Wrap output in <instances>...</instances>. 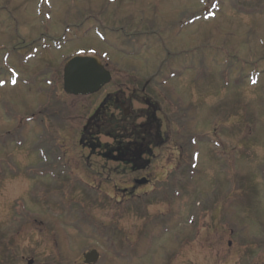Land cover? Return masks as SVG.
Wrapping results in <instances>:
<instances>
[{
    "label": "rangeland",
    "instance_id": "1",
    "mask_svg": "<svg viewBox=\"0 0 264 264\" xmlns=\"http://www.w3.org/2000/svg\"><path fill=\"white\" fill-rule=\"evenodd\" d=\"M50 2L0 0V264H83L91 248L96 264L264 261L253 247L264 245V0ZM65 24L73 28L57 50ZM90 48L109 56L112 82L90 96L60 94L64 58ZM7 67L20 73L17 85ZM117 88L132 92L135 112L146 108L140 98L160 109L166 142L147 170L131 173L78 144L92 108ZM177 173L179 196L155 202L157 185ZM142 177L148 186L121 192ZM238 177L253 181L238 196L243 208L232 201ZM22 209L32 217L18 223Z\"/></svg>",
    "mask_w": 264,
    "mask_h": 264
},
{
    "label": "water",
    "instance_id": "2",
    "mask_svg": "<svg viewBox=\"0 0 264 264\" xmlns=\"http://www.w3.org/2000/svg\"><path fill=\"white\" fill-rule=\"evenodd\" d=\"M109 80V72L94 57L74 56L64 67V89L67 93L90 94ZM97 259L98 253L92 250L85 255L84 262L94 263Z\"/></svg>",
    "mask_w": 264,
    "mask_h": 264
},
{
    "label": "trees",
    "instance_id": "3",
    "mask_svg": "<svg viewBox=\"0 0 264 264\" xmlns=\"http://www.w3.org/2000/svg\"><path fill=\"white\" fill-rule=\"evenodd\" d=\"M23 59H24V57L22 58V60ZM106 117H107V115H106ZM106 120H107V125H108L109 129H111L113 127V129H114L113 131H115L116 134H113V132H111L110 130H103V126L105 127L104 122H103L102 126L100 127V129H98V128L92 129L91 128L92 130L91 129L89 130L87 127V130L85 132V133H87V136L84 138L85 139L84 143H85V146L89 147L92 152H95V150L99 149L100 150L99 154L101 156L107 157L108 154L110 156H112L114 154V152L123 153V150H125L126 145H130L132 147V148H130V151H133V150H135V151L139 150L140 152H147L148 151L149 145H148V141L145 138L143 130H137L138 128H135L132 130V132H128V129L132 128V126L130 125L131 121L128 123L125 121L117 123V122H113L112 118H109ZM94 125H98V124L94 123ZM105 131H107V132H105ZM102 136H104L106 138L109 137L110 143L108 144V143L100 142ZM132 136H135V137H132ZM130 137H132L133 142H131L130 144H127L126 140L130 139ZM143 139L145 140L144 142H142ZM107 148H109L110 150H107ZM104 150H106L107 152L104 153ZM140 152H138V153H140ZM130 163L133 167L135 165H137L136 163L134 164L133 162H130ZM124 164L126 165L128 163H124ZM242 190H244V189H242Z\"/></svg>",
    "mask_w": 264,
    "mask_h": 264
},
{
    "label": "flooded vegetation",
    "instance_id": "4",
    "mask_svg": "<svg viewBox=\"0 0 264 264\" xmlns=\"http://www.w3.org/2000/svg\"><path fill=\"white\" fill-rule=\"evenodd\" d=\"M114 98V100H117V97H113ZM110 99H112V98H110Z\"/></svg>",
    "mask_w": 264,
    "mask_h": 264
}]
</instances>
